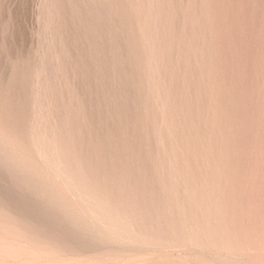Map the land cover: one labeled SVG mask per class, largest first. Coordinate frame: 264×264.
Instances as JSON below:
<instances>
[{"label": "rangeland", "instance_id": "obj_1", "mask_svg": "<svg viewBox=\"0 0 264 264\" xmlns=\"http://www.w3.org/2000/svg\"><path fill=\"white\" fill-rule=\"evenodd\" d=\"M0 264H264V0H0Z\"/></svg>", "mask_w": 264, "mask_h": 264}, {"label": "bare ground", "instance_id": "obj_2", "mask_svg": "<svg viewBox=\"0 0 264 264\" xmlns=\"http://www.w3.org/2000/svg\"><path fill=\"white\" fill-rule=\"evenodd\" d=\"M64 2V1H63ZM69 2V1H68ZM65 3V2H64ZM72 3V2H71ZM66 4V3H65ZM73 4V3H72ZM105 4V3H104ZM55 5V4H54ZM183 5V4H182ZM67 6V5H66ZM68 6H69V4H68ZM79 6H80V4H79ZM56 7V6H55ZM59 8V7H58ZM80 8V7H79ZM81 10V9H80ZM42 11V10H41ZM55 11V10H54ZM78 11V10H77ZM81 12V11H80ZM40 13H42V12H40ZM70 13V12H69ZM43 15V14H42ZM70 15V14H69ZM80 15V14H79ZM74 16H75V14H74ZM63 17V16H62ZM181 17V16H180ZM43 19V18H42ZM46 21V20H45ZM48 21V20H47ZM66 21V20H65ZM81 21V20H80ZM79 21V22H80ZM108 21V20H107ZM82 22V21H81ZM69 23V22H68ZM191 26V25H190ZM58 30V29H57ZM64 33V32H63ZM66 34V33H65ZM46 35V34H45ZM120 39V38H119ZM108 40V39H107ZM110 40V39H109ZM105 42H107V41H105ZM123 46V45H122ZM45 50V49H44ZM41 52V51H40ZM175 52V51H174ZM44 53V52H43ZM125 55V54H124ZM64 56V55H63ZM66 59V58H65ZM47 60V59H46ZM74 62H76V61H74ZM44 64V63H43ZM96 69V68H95ZM50 71V70H49ZM91 71H92V69H91ZM62 74H63V72H62ZM68 76V75H67ZM88 76V75H87ZM124 76V75H123ZM179 79V78H178ZM51 80V79H50ZM53 80V79H52ZM168 80V79H167ZM95 82V81H94ZM128 83V82H127ZM164 83V82H163ZM191 83V82H190ZM61 85V84H60ZM65 85V84H64ZM129 85V84H128ZM48 87V86H47ZM68 88V87H67ZM174 88V87H173ZM96 89V88H95ZM76 91V90H75ZM44 92V91H43ZM72 92V91H71ZM135 92V91H134ZM67 94V93H66ZM47 96V95H46ZM76 96V95H75ZM77 97V96H76ZM75 97V98H76ZM67 99V98H66ZM80 99V98H79ZM145 99V98H144ZM46 100V99H45ZM38 101V100H37ZM80 101V100H79ZM111 101V100H110ZM60 103V102H59ZM63 103V102H62ZM38 107V106H37ZM90 108V107H89ZM62 109V108H61ZM70 109V108H69ZM59 110V109H58ZM76 111V110H75ZM78 116V115H77ZM25 117V116H24ZM47 118V117H46ZM75 119V118H74ZM59 120V119H58ZM49 124V123H48ZM66 124V123H65ZM92 124V123H91ZM42 126V125H41ZM203 126V125H202ZM47 127V126H46ZM61 127V126H60ZM34 129V128H33ZM65 131V130H64ZM43 133V132H42ZM51 134V133H50ZM58 134V133H57ZM59 140V139H58ZM180 140V139H179ZM78 141V140H77ZM52 142V141H51ZM80 142V141H79ZM166 142V141H165ZM56 143V142H55ZM89 143V142H88ZM90 144V143H89ZM84 145V144H83ZM39 146V145H38ZM61 147V146H60ZM153 147H155V146H153ZM45 148V147H44ZM36 149V148H35ZM52 149V148H51ZM91 149V148H90ZM53 150V149H52ZM92 150V149H91ZM163 150V149H162ZM69 152V151H68ZM98 152V151H97ZM175 152V151H174ZM49 153V152H48ZM52 153V152H51ZM15 154V153H14ZM70 154H72V153H70ZM180 154V153H179ZM60 155V154H59ZM61 156V155H60ZM55 158V157H54ZM51 159H52V156H51ZM53 160V159H52ZM60 160V159H59ZM71 163V162H70ZM168 163V162H167ZM53 164V163H52ZM56 164V163H55ZM60 165V164H59ZM104 165V164H103ZM55 166V165H54ZM57 166V165H56ZM78 166V165H77ZM90 166V165H89ZM172 166V165H171ZM64 167V166H63ZM72 167V166H71ZM99 170V169H98ZM83 171V170H82ZM76 172V171H75ZM101 172V171H100ZM109 172V171H108ZM180 173V172H179ZM15 174V173H14ZM82 174V173H81ZM94 174V173H93ZM98 174V173H97ZM23 175V174H22ZM18 176V175H17ZM60 176V175H59ZM74 177V176H73ZM99 178H100V176H99ZM76 179H77V177H76ZM98 179V178H97ZM64 180V179H63ZM101 180V179H100ZM66 181H68V180H66ZM101 182V181H100ZM40 183V182H39ZM87 183V182H86ZM61 184V183H60ZM75 184V183H74ZM175 184V183H174ZM38 185V184H37ZM69 185V184H68ZM67 185V186H68ZM79 185V184H78ZM92 187V186H91ZM96 187V186H95ZM62 188V187H61ZM101 188V187H100ZM97 189V188H96ZM35 190V189H34ZM72 190V189H71ZM90 190V189H89ZM52 191V190H51ZM85 191V190H84ZM117 191V190H116ZM89 192V191H88ZM48 193V192H47ZM82 193H85V192H82ZM141 193V192H140ZM86 194V193H85ZM89 194V193H88ZM92 195V194H91ZM116 195V194H115ZM78 196V195H77ZM81 196H82V194H81ZM89 196V195H88ZM83 197V196H82ZM77 198V197H76ZM84 198V197H83ZM146 200V199H145ZM73 201V200H72ZM86 201H88V200H86ZM89 201H91V198L89 197ZM84 203H85V201H83ZM100 202V201H99ZM147 202V201H146ZM65 203V202H64ZM92 203V202H91ZM149 203V202H148ZM83 204V203H82ZM94 204V203H93ZM93 204H90V205H93ZM97 204V203H96ZM100 204V203H99ZM117 204V203H116ZM141 204V203H140ZM95 205V204H94ZM103 205V204H102ZM142 205V204H141ZM69 206V205H68ZM88 206V205H87ZM95 206H97V205H95ZM100 206V205H99ZM104 206H106V205H104ZM103 206V207H104ZM137 206V205H136ZM139 206V205H138ZM150 206V205H149ZM58 207V206H57ZM101 207V206H100ZM100 207H98V208H100ZM103 207H101L102 209H103ZM143 207V206H142ZM95 208L97 209V207H94V212H95ZM101 208H100V210H101ZM91 209V208H90ZM112 209V208H111ZM159 209V208H158ZM99 210V211H100ZM104 210V209H103ZM45 211V210H44ZM97 211V210H96ZM99 211H97V212H99ZM73 212V211H72ZM102 212H104V211H102ZM106 212V211H105ZM102 213V214H106L107 215V213ZM55 213V212H54ZM138 213V212H137ZM35 215V214H34ZM69 215V214H68ZM99 215V214H98ZM97 215V216H98ZM143 215V214H142ZM96 216V217H97ZM101 216H103V215H99V217L100 218H102ZM110 216V215H109ZM177 216V215H176ZM206 216V215H205ZM53 217V216H52ZM61 217V216H60ZM178 217V216H177ZM69 218V217H68ZM76 218V217H75ZM106 217L104 216V219H105ZM144 218V217H143ZM61 219V218H60ZM81 219V218H80ZM108 219V218H107ZM50 220V219H49ZM54 220V219H53ZM101 220V219H100ZM80 221V220H79ZM83 221V220H82ZM17 222V221H16ZM32 222V221H31ZM76 222V221H75ZM116 222V221H115ZM148 222V221H147ZM157 222V221H156ZM78 223V222H77ZM87 223V222H86ZM105 223H108V221L107 222H105ZM104 223V224H105ZM122 223V222H121ZM163 223V222H162ZM59 224V223H58ZM79 224V223H78ZM114 224V223H113ZM83 225V224H82ZM92 225V224H91ZM110 225V224H109ZM171 225V224H170ZM93 226V225H92ZM161 226V225H160ZM60 227V226H59ZM116 227V226H115ZM9 228V227H8ZM136 228V227H135ZM166 228V227H165ZM10 229H11V227H10ZM64 229V228H63ZM112 229H114V228H112ZM118 229V228H117ZM140 229V228H139ZM138 229V230H139ZM15 230V229H14ZM81 230V229H80ZM193 230V229H192ZM83 231V230H82ZM85 231V230H84ZM25 232V231H24ZM69 232V231H68ZM56 233V232H55ZM89 233V232H88ZM93 233V232H92ZM33 235V234H32ZM116 235H117V233H116ZM60 236V235H59ZM123 236V235H122ZM150 236V235H149ZM84 237V236H83ZM128 238V237H127ZM87 239V238H86ZM165 239V238H164ZM63 241V240H62ZM80 241V240H79ZM99 241V240H98ZM127 242V241H126ZM67 243V242H66ZM152 243V242H151ZM27 245V244H26ZM35 245V244H34ZM54 245V244H53ZM11 246V245H10ZM43 246V245H42ZM70 246V245H69ZM75 249V248H74ZM98 250V249H97ZM103 253V252H102ZM168 260V259H167ZM176 263V262H175Z\"/></svg>", "mask_w": 264, "mask_h": 264}]
</instances>
